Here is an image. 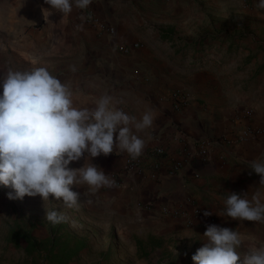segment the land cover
Masks as SVG:
<instances>
[{"label":"crops","instance_id":"obj_1","mask_svg":"<svg viewBox=\"0 0 264 264\" xmlns=\"http://www.w3.org/2000/svg\"><path fill=\"white\" fill-rule=\"evenodd\" d=\"M2 1L6 3L4 15L18 17L17 28L23 32L24 38L26 21L23 17L28 15L27 8H32L34 14L32 12L31 15L37 16L38 21L44 20L47 28L53 27V24L48 23L51 18L58 16L72 27L80 29L91 46L96 45L100 49L102 53L96 51L87 56L93 62L91 69L74 70L66 78L70 83L68 87L76 108L91 109L101 96L109 95L115 107L135 116L137 120L145 111L152 110L155 113L153 126L137 135L145 140L143 152L159 141L165 145L167 158L162 162L159 178H153L148 172L144 175L127 176L120 185L114 183L111 187H101L93 192L97 208L102 204L129 218L131 222L141 224L147 236H160L164 240L167 236L176 234L179 238H186L195 243L196 250L205 243L203 234L206 227L212 224L239 233L242 243L237 251L241 248L244 255L264 246V222L233 220L224 214V202L231 193L244 196L249 201L258 194L260 202L264 204V184L259 182L260 177L250 167L252 161H264V132L247 143L216 148L213 158L208 161L196 159L192 164L186 165L178 176L166 174L169 158L178 155L185 141L214 137L239 127L236 117L245 107L254 108L253 122L264 130V109L259 107L260 104L258 107L249 104L248 98L239 96V92L233 96L227 90L225 95L226 91L221 90L220 86L211 84H216L219 80L210 72L194 73L187 82L178 76L179 68L167 62L166 58L162 61L151 58L149 63H145L144 54L139 50H146L154 45L138 32L141 21H137L135 15L131 14L133 0H92L89 5L95 17L116 27L114 37L100 35L94 26L83 20L81 9L75 5L71 13L63 15L52 10L44 0ZM176 12L180 13V10ZM170 13L166 11L153 22L154 41L157 42L154 47L163 44L173 45L174 48H179L180 44L194 46L196 40L189 42L180 39L178 42L173 33L176 26L170 20ZM46 27L42 33H46ZM92 37L98 39L91 42ZM48 40H41L39 48H48L49 52L44 55L52 58L53 38ZM134 41H140L142 47L130 53L123 52L127 55L124 60L114 57L117 44ZM109 52H113L110 57ZM37 60L35 63H38ZM114 61H118L120 67L107 66ZM179 89L188 92L192 98L190 104L180 110L175 109L172 98L173 92ZM214 96L221 98L213 99ZM124 154L127 152L114 149L108 156L100 155L92 161L114 180L112 173L122 163ZM77 164L78 162L74 163L75 166ZM194 205L213 214L207 217L197 216ZM180 206V214L169 213ZM165 210L169 212H164Z\"/></svg>","mask_w":264,"mask_h":264},{"label":"rangeland","instance_id":"obj_2","mask_svg":"<svg viewBox=\"0 0 264 264\" xmlns=\"http://www.w3.org/2000/svg\"><path fill=\"white\" fill-rule=\"evenodd\" d=\"M257 3L258 0H133L131 14L141 21L138 32L150 44L157 45L153 22L166 11L171 12L169 17L176 26L173 33L178 42L196 40L194 46L180 44L179 48H174L163 44L143 48L139 51L144 54V62L166 58L179 68L178 76L187 82L194 73L210 72L219 81L209 82L225 90V95L227 90L233 96L239 92V96L248 98L249 104L257 107L260 104L264 109V9H258ZM5 11L6 3L0 0V80L9 69L25 71L46 67L69 86L67 76L77 69H91L93 62L87 56L96 51L102 53L96 45L91 46L80 29L72 27L65 19L49 16L51 22L48 23L53 27L47 28L44 20L38 21L37 16L31 15L32 8H27L28 15L23 17L26 21L24 38L17 28L18 17H6ZM44 27L46 33H42ZM48 38H53L52 58L44 55L49 52L48 48H39L40 41H49ZM97 39L92 37L91 42ZM109 53L110 57L113 52ZM113 54L120 60L127 57L118 47ZM107 66L120 67L118 61ZM217 98L221 96L213 97ZM74 163L69 167H82L84 161H78L77 166ZM72 190L80 193V198L78 207L68 208L62 200L52 197L45 201L40 196L10 200L8 193L13 190L0 185V264H50L44 253L28 255L24 248L8 242L10 226L18 219L28 227L34 221L35 235L43 238L48 227L46 210L65 215L67 228L64 231L85 237L89 242V247L69 264H194L195 243L176 234L167 236L163 247L142 257L138 253L137 238L147 239L148 236L141 224L131 222L102 204L97 208L96 196L87 185L74 186ZM238 252L244 255L241 248Z\"/></svg>","mask_w":264,"mask_h":264},{"label":"clouds","instance_id":"obj_3","mask_svg":"<svg viewBox=\"0 0 264 264\" xmlns=\"http://www.w3.org/2000/svg\"><path fill=\"white\" fill-rule=\"evenodd\" d=\"M44 2L67 15L73 5L83 10L92 0ZM256 7L264 9V0H258ZM0 89V185L13 190L8 193L10 200L52 197L68 208L78 207L80 193L72 190L74 186L87 185L95 192L114 184L92 159L108 156L114 149L133 159L140 157L146 143L137 133L151 128L155 119L148 110L137 120L115 107L109 95L101 96L91 109L76 108L68 85L46 67L9 69ZM81 159L82 167H69ZM250 167L264 184V161H252ZM224 203V214L233 220L264 222V204L258 194L249 201L231 193ZM212 214L204 212L205 217ZM45 219L53 226L67 222L55 210H46ZM203 237L205 243L192 256L194 264H264V246L241 256L237 251L240 234L230 228L208 225Z\"/></svg>","mask_w":264,"mask_h":264},{"label":"built area","instance_id":"obj_4","mask_svg":"<svg viewBox=\"0 0 264 264\" xmlns=\"http://www.w3.org/2000/svg\"><path fill=\"white\" fill-rule=\"evenodd\" d=\"M80 15L83 20L94 26L100 35L114 37L116 34V27L106 20L95 17L93 10L90 6L86 9L80 10ZM117 47L121 52L130 53L132 50L142 47L140 41H134L131 43L117 44ZM175 109L186 108L191 102V95L185 90H176L172 94ZM255 110L252 107H245L242 109L236 119L238 121L237 128L231 129L226 133L214 137L198 138L192 142L185 141L182 148L179 150L177 156L169 158L168 166L166 168V174L171 177L178 176L186 165L192 164L196 159L201 161H208L215 155L216 148H224L228 144H244L254 139L261 134L264 130L258 127L253 122ZM158 141V140H157ZM167 158V150L165 145L159 141L156 145L149 146L142 155L136 159L131 158L127 153L122 156V163L116 169L113 174L114 183L120 185L124 182V179L130 175H144L150 173V175L157 179L161 174L162 162ZM194 212L197 216L204 215L205 210L194 205ZM164 212H169L165 210ZM182 212V207L172 212L174 215H178ZM213 219V218H212ZM211 219V220H212Z\"/></svg>","mask_w":264,"mask_h":264},{"label":"trees","instance_id":"obj_5","mask_svg":"<svg viewBox=\"0 0 264 264\" xmlns=\"http://www.w3.org/2000/svg\"><path fill=\"white\" fill-rule=\"evenodd\" d=\"M32 224L31 227H28L25 222L19 219L15 220L10 226L8 242L13 243L16 247L24 248L28 255L44 253V258L50 264H69L89 247V242L85 237L64 231L67 228L66 222L56 226L48 222L43 238H38L35 235L36 224L34 221ZM163 245L164 240L160 236L149 235L147 239L137 238L138 253L142 257L149 256L152 251L163 247Z\"/></svg>","mask_w":264,"mask_h":264}]
</instances>
